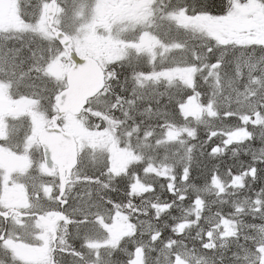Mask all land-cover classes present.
<instances>
[{
	"label": "trees",
	"instance_id": "16d2710c",
	"mask_svg": "<svg viewBox=\"0 0 264 264\" xmlns=\"http://www.w3.org/2000/svg\"><path fill=\"white\" fill-rule=\"evenodd\" d=\"M241 1L245 3L248 0ZM256 1L264 4V0ZM179 6H183L187 14L194 15L193 18L197 14L212 17L228 14L226 0H185ZM169 35L172 36L171 33ZM160 42L162 45L178 43L182 50L161 55L151 64L145 58L132 54L118 58L106 69L108 77L104 90L90 100L83 113L76 117L82 120L87 133L92 136L104 134L101 145H96L97 151L105 153V150L118 144L121 149L137 155V161L130 162L129 169L126 166V173L113 175L108 170L107 159L101 156L87 159L82 149L66 193L70 187L77 185L82 190L77 200L79 208L86 207L92 212L96 208L118 210L123 214L134 213L135 210L137 214L135 217L130 215L131 219L144 216L152 222L157 214L155 223L159 232L154 241L156 247L168 251L169 258L174 252L191 251L197 260L210 264H245L246 252L252 251L255 245V238H250L254 233L251 227L264 223V110L255 113L244 104H224L223 99L220 100L235 88H243L244 82L239 79L235 68L239 49L222 47L219 58L211 51L214 48L211 45L209 49L204 46L197 51L193 42L182 35L173 40L162 38ZM17 45L12 50L24 47L19 43ZM83 56L97 59L92 52ZM173 67L180 70L179 75L186 69V73L193 69L186 80L181 79V75L168 84L161 81L162 88L156 89L151 81L143 83L140 80L137 84L141 75H150L162 69L171 71ZM63 88H58V91ZM144 88L145 92L136 96ZM160 91L163 93L161 97ZM41 100L46 103V108L49 102L54 106L51 99L49 102L45 97ZM189 100H194L201 109L204 118L200 122L186 115ZM52 116L49 115V121ZM64 120L53 119L50 124L62 126ZM14 129L12 126L10 132L14 133ZM170 131L176 133L175 141H168L167 132ZM149 161L160 163L163 168L168 167L175 178L174 185L161 178L160 211L153 208L154 204H159L155 186L153 192L146 194L131 192L129 171L140 175ZM172 188L175 192H170ZM70 205L71 201H67L65 208ZM196 205H199V211ZM237 209L240 213H236ZM238 215L241 217L237 218ZM206 217L221 221L226 217L236 222L231 223L235 231L228 236L226 248L203 245L207 237L203 230L210 229ZM92 219L75 223L78 225L82 221L80 225L85 235L73 241L68 239L72 246L69 250L64 247V250H57L61 252L53 255L51 262L75 264V259L79 264H91L89 259L86 260L89 249L82 248L83 252H79L78 244L80 241L82 245L86 243L87 232L83 230L86 226L98 234ZM97 238H102L101 234ZM122 240L128 241L126 246L130 250L135 242L144 245L147 264L165 263L164 260L159 261L154 253L149 235L136 233L130 239ZM119 258L122 262L125 260L120 249L104 248L98 264H104L105 260L116 264Z\"/></svg>",
	"mask_w": 264,
	"mask_h": 264
},
{
	"label": "rangeland",
	"instance_id": "374dc122",
	"mask_svg": "<svg viewBox=\"0 0 264 264\" xmlns=\"http://www.w3.org/2000/svg\"><path fill=\"white\" fill-rule=\"evenodd\" d=\"M2 1L7 3L0 6V31L3 34L0 38V116L1 118L4 115L6 116L2 121L0 132L3 140L6 137L9 138L11 131V127L9 128V126L13 123V126L17 125L14 129L15 132L23 129L25 133H28L25 136L27 137L26 143L31 141L34 143L38 131L46 125L45 123L49 115L56 113L55 107H52V104L48 100L51 99L55 102L57 94L60 91H58V88L65 87V75L70 64L65 52L54 40L53 36L48 35L43 30L44 26H46L45 10L50 0ZM74 2L76 4L72 5L70 22L66 15L68 14L67 9L71 5V0H59L61 7L59 8L60 15L58 21L62 23V20H65V23L73 24V26H70L69 32L74 36V50L82 55L92 52V54L97 56V59H99L105 69H109L115 60L127 54H132L135 57L141 56L151 64L158 57L167 55L171 51L172 53L180 52L182 47L178 43L162 45L160 42L162 38L166 40L176 39L177 35H182L187 40L193 42L192 44L197 51L201 50L204 46H207V49H209L211 45V47H214L211 51L218 57L222 53V47H229L234 50L239 49L235 68L239 79L244 82L243 88H235L230 94L220 97V100L223 99L224 104H244L255 113L260 111V109L264 110V4L261 2L248 0L244 3L241 0H226L228 14L220 17L197 14L198 16L193 18L194 15L187 14L185 8L179 6L185 0H160L159 8L153 9L144 18L141 15L137 17L117 15V17L110 19L108 26L103 28V31L108 35L109 41L101 40L102 38L97 39L100 41L90 39L94 22L98 19L102 20V13L108 12L107 7L104 9L102 7L105 0H75ZM13 3L17 10H23L25 18L32 19L33 22H39L35 23L33 27L37 32H43V38L26 41L9 39L7 33L17 29L19 25H13L15 22L13 19H10L9 13L5 15L3 12L6 10V6ZM33 12L37 13V15L34 16ZM150 14L152 19L149 21ZM143 20L147 25H144L134 35L136 36V40L126 41L119 38L120 32L132 30V27L141 24ZM245 25L247 26L246 28L244 27ZM170 33L172 36H168ZM18 43L24 45V47L12 50L14 46H18ZM100 43L104 44L105 49H98L96 47ZM23 49H27V51ZM192 69H189V73H186L187 69L182 71L181 75L183 78H180L186 80ZM179 71L176 68L171 71L162 69V71L152 72L150 75H141L137 78V84H139L140 80L143 83L151 81V84L156 89L158 87L162 88L161 81L168 84L173 79H179L178 76H181L178 74ZM145 88L139 91L136 96L142 95L145 92ZM140 89H142V86H140ZM161 96H163V93L160 91ZM43 97L49 102V107L47 108L46 103L41 100ZM185 113L188 117L198 122L204 118L201 114V109L194 100L187 102ZM22 115L25 117H21ZM62 127L68 129L76 137L78 149L79 151L85 150L87 159L95 158L96 156L107 159L108 170L113 175L126 173V166L129 169L128 164L137 161V155H134L130 150L125 148L121 149L118 144L111 147V149L105 150V153L97 151L96 145H101V142L105 139L104 134L92 136L90 133H87L80 119L66 117L62 123ZM167 134H169L168 141L176 140L175 132L170 131ZM158 144H160V141ZM3 148L5 149V147ZM4 151L7 154L9 153V149H5ZM33 153L35 154V151ZM33 159L35 160H33L34 164L37 166L35 157ZM167 168L161 167L160 163L149 161L147 168L142 174L130 173L129 171V177L132 180V194L139 195L146 194L145 192L149 191L153 192V186H155L158 191L157 194L155 192V195L159 203L161 195L159 188L161 185L163 186L161 178H166L168 180L167 184H175V178L171 176L170 169ZM16 169V174L19 173V175H21L22 171H27V168L22 170L19 164H17ZM36 172L38 173V170ZM24 174L27 176V173ZM39 174L49 177V200L43 198L41 193L42 185L37 186L31 181L27 185L23 180H18V189L22 190L23 187L24 192L38 193L41 200H34L37 208L48 207L49 210H59L60 204L56 202L59 187L57 175L51 174L45 167L39 169ZM5 176L6 174L2 175L3 182L6 180ZM43 176H37L39 182H42ZM37 177H33L34 180ZM25 179L28 180V178ZM181 185H183L182 182ZM215 188L217 189V187ZM170 192H175L174 188ZM81 193V188H78L76 185L70 187L69 191L63 195V199L71 201V205L64 209L66 219L57 230L56 242L53 245L50 244L48 249L42 246L39 247L41 245L40 241H45L46 239L43 233L44 230L35 224L34 230L37 231V234L34 235L32 253L29 254L28 252L27 255L25 251L14 247L9 248L7 252L14 254V256L23 255L24 258L31 256L32 264H54L50 260L53 255L55 256L56 253L61 252L57 250H64L63 247L69 250L72 243H69L68 239L73 241L84 234L80 222H87L88 218H93L92 221L95 223V228L102 238L98 239L96 231L92 232V228L86 226L83 228L87 232L86 240H84L86 241L84 243L85 246L82 245V241L78 244L79 252L82 251V248L89 249L86 260L89 259L91 264H98L100 253L104 248L112 250L117 248L124 253L125 260L122 262L119 258L117 259L119 262H116V264H147L144 245L135 242L130 250L126 246L128 241L122 240L130 239L136 233L140 236L145 234L150 236L152 241L151 247L154 249V253L158 256L159 261L164 260L165 263L163 264H210L205 260H197L191 251L174 252L172 257L169 258L168 251L163 250L160 246L156 247L154 239L158 238L159 232V228H157L155 223V220L158 218L157 214L156 217L152 218L154 221L152 222V220L146 219L144 216L141 219H131L130 215L133 214V217H135L134 215L137 214L135 210H133L134 213L126 212V214H123L118 210L111 211L96 208V211L92 212V209L86 207L79 208V201L77 200ZM44 196L46 197L45 194ZM134 208L138 209L139 207L134 206ZM153 208L159 210L160 203L158 205L154 204ZM196 210L199 211V205H196ZM236 213H240V210L237 209ZM240 217L241 215L237 216V218ZM78 220L82 221H79V224L76 225L75 223ZM205 220H208L210 223V229L203 230V233L207 235L203 245L210 248H226L228 236L235 231L234 227L231 226V223H236L234 219L224 217L221 221L216 218L206 217ZM251 228L254 233L250 238H255V245L252 251L246 252L247 256L244 257V263L264 264V223H258ZM4 248L3 246L0 250L2 252L6 251V248L3 250ZM74 261L75 264H79L75 259ZM111 263L109 260L104 261V264Z\"/></svg>",
	"mask_w": 264,
	"mask_h": 264
},
{
	"label": "flooded vegetation",
	"instance_id": "af4514ba",
	"mask_svg": "<svg viewBox=\"0 0 264 264\" xmlns=\"http://www.w3.org/2000/svg\"><path fill=\"white\" fill-rule=\"evenodd\" d=\"M74 1L75 0H71V7L68 6L67 9L68 14L66 16L70 22L71 20L69 18L71 16L70 12L71 8L73 7L72 5L76 4ZM55 2L57 6L56 15L51 26L49 27L46 22L45 10L46 26H44L43 30L46 31L48 35H51L53 37L56 32L65 33L69 37V39L73 41L74 36L69 32L70 26H73V24L65 23V20H62V25L61 21H58L60 15L59 8L61 6L59 0H55ZM4 3L7 2L0 0V6ZM159 6L160 0H105V3L102 7L103 9L107 7L108 12L102 13V20L98 19L94 22L93 29L90 33V39L100 41L97 39L102 38L101 40L109 41L108 35L103 31V28L105 26H108V21L110 19L117 17V15H130L131 17H137L138 15H141L142 18H144V16L149 14L153 9H158ZM5 9L6 10L3 12V14L6 15L7 13H9L10 19H13V21L15 22L13 25H19L17 26V29L11 30V32L7 33L9 39L40 40L41 38H43V32H37L33 27L35 23L39 22H33L32 19L25 18L23 10H17L14 3L6 6ZM32 14L34 16L37 15V13L34 12ZM149 17L150 21L152 19L151 14L149 15ZM143 22L132 27V30H123L119 33V38L126 41H131L133 39L136 40V36L134 35H136L137 32L140 31L142 27H144V25H147V23ZM1 35L3 34L0 31V38ZM96 47L98 49H105L104 44L102 43L98 44ZM5 116L6 115H4L3 118H1L0 116V129ZM21 117L25 116L22 115ZM45 124L46 125L43 128L51 126L49 118ZM12 126L13 123H11V126H9V128ZM16 126L17 125H14V127ZM53 126L59 127L58 125ZM27 134L28 133H25V131L21 129L19 132L14 131L13 134L10 132L9 138L6 137V139L3 140L0 132V249L3 246L6 248V251L2 252V250H0V264H32L31 256L25 258L20 254L18 256H14V254L7 252L8 249L14 247L25 251L27 255L28 252L29 254L32 253V248H34V235L37 234V231L34 230L35 224L38 227H41L42 230H44L43 233L46 239L45 241H40L41 245L39 247L42 246L48 249L50 244L53 245L56 242V233L58 232L57 230L60 227V224L66 219L65 217L62 222H57L52 227L53 231H51L50 228L44 227L41 221L38 219V216H44L49 220H54L56 218L54 212L59 211L60 208L59 210H49L48 207H42V209L37 208L34 200H41L39 194H33L31 192L27 193L23 191V187L22 190L18 189L17 187L18 180H23V182L27 185H29V181H31L33 184L35 183L37 186L42 185L41 193L43 195V198L49 200V177L39 174V169L44 167L41 149L37 143V140L34 141L35 145L33 141L26 143L27 137L25 136H27ZM3 147H5V149H9L8 154L4 151L5 149ZM34 151L35 154L33 153ZM33 156L35 157L37 164H40L39 167L38 165L36 166L34 164L35 160L33 159ZM17 164L20 165V168L22 170L27 168V171H22L21 175H19V173L16 174ZM36 170H38V173H35ZM24 173H27V176H25ZM3 174H6V180L4 182L2 181ZM51 174L57 175V171ZM37 176H43L42 182L38 181ZM33 177H37L36 180H34ZM25 178H28V180H26ZM44 179L45 181H43ZM69 184L67 185V187L69 186ZM44 194L46 195V197L44 196ZM5 248L3 250H5Z\"/></svg>",
	"mask_w": 264,
	"mask_h": 264
},
{
	"label": "water",
	"instance_id": "95a60500",
	"mask_svg": "<svg viewBox=\"0 0 264 264\" xmlns=\"http://www.w3.org/2000/svg\"><path fill=\"white\" fill-rule=\"evenodd\" d=\"M56 15V2L50 1L46 7V21L50 27ZM54 39L65 52L69 68L65 75V87L57 94L54 107L56 113L52 119L60 120L67 115L79 116L89 100L95 98L105 86V75L98 62L89 56H80L74 49L71 39L62 32H56ZM45 168L54 173L57 171L59 187L57 203L61 210L54 212L56 218L49 220L38 216L44 227L50 228L65 218L63 212L67 201L63 199L69 177L78 164V145L74 136L60 127H45L37 135Z\"/></svg>",
	"mask_w": 264,
	"mask_h": 264
}]
</instances>
